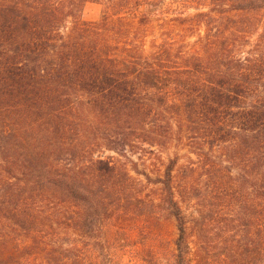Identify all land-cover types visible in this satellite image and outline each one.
I'll return each instance as SVG.
<instances>
[{"label":"trees","instance_id":"trees-1","mask_svg":"<svg viewBox=\"0 0 264 264\" xmlns=\"http://www.w3.org/2000/svg\"><path fill=\"white\" fill-rule=\"evenodd\" d=\"M88 1L0 0V264H68L47 228L92 233L162 205L176 264L201 262L217 215L226 264H264V0L215 3L149 40L140 3L85 20ZM171 149L155 180L127 162Z\"/></svg>","mask_w":264,"mask_h":264},{"label":"rangeland","instance_id":"rangeland-1","mask_svg":"<svg viewBox=\"0 0 264 264\" xmlns=\"http://www.w3.org/2000/svg\"><path fill=\"white\" fill-rule=\"evenodd\" d=\"M106 1L108 0L88 1L83 8L82 19H100L106 8ZM134 2L140 3L138 15L145 14L151 19L148 27L149 40L160 32L161 26L173 24L175 18L209 11L213 4L228 0H133L132 3ZM173 155L174 150L171 149L146 163L131 155L127 162L133 164L131 160L137 161L140 172L146 171L155 180ZM140 177L146 181L144 174ZM158 186L147 183L145 194L157 196ZM140 212L142 210L138 207L116 212L112 218L100 223V230L92 233L59 226L46 230L54 237V241L59 240L56 249L61 244L64 246L66 251L62 254L67 256L68 264H176L175 242L179 234L176 218L164 205L156 212ZM186 214L189 217L190 231L193 225L191 216H198L192 203L187 206ZM208 214L207 211V217ZM225 222L220 215L208 221L207 240L210 243L203 248L201 262L197 264H226L222 244ZM41 235L44 236V233Z\"/></svg>","mask_w":264,"mask_h":264}]
</instances>
